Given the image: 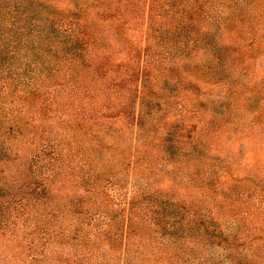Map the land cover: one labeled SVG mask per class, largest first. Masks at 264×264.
<instances>
[{
	"label": "rangeland",
	"instance_id": "obj_1",
	"mask_svg": "<svg viewBox=\"0 0 264 264\" xmlns=\"http://www.w3.org/2000/svg\"><path fill=\"white\" fill-rule=\"evenodd\" d=\"M0 264H264V0H0Z\"/></svg>",
	"mask_w": 264,
	"mask_h": 264
}]
</instances>
